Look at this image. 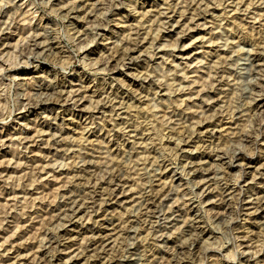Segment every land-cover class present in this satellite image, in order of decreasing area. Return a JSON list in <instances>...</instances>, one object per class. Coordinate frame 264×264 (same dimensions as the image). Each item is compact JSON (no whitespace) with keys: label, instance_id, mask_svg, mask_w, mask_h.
I'll return each mask as SVG.
<instances>
[{"label":"clouds","instance_id":"9594fccd","mask_svg":"<svg viewBox=\"0 0 264 264\" xmlns=\"http://www.w3.org/2000/svg\"><path fill=\"white\" fill-rule=\"evenodd\" d=\"M0 264H264V0H0Z\"/></svg>","mask_w":264,"mask_h":264}]
</instances>
